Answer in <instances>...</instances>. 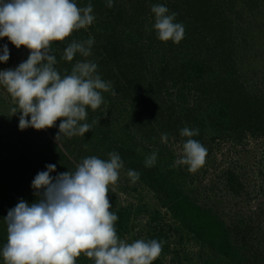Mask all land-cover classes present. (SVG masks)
<instances>
[{
  "label": "trees",
  "instance_id": "trees-1",
  "mask_svg": "<svg viewBox=\"0 0 264 264\" xmlns=\"http://www.w3.org/2000/svg\"><path fill=\"white\" fill-rule=\"evenodd\" d=\"M73 2L79 8L91 3L95 19L63 41L52 42L54 67L63 78L78 61L94 62L96 74L111 84V90H101L103 103L97 110L86 108L87 118L81 123L92 128L82 137H62L57 142L60 119L46 129L49 136L41 143L11 130L14 136L3 146L9 155L0 159V264L7 242L4 218L21 199L29 204L38 199L32 187L35 176L48 164L56 165L51 173L55 177L75 171L86 157L108 160L110 152L123 160L121 171L140 174L139 180L175 220L168 229L152 225L144 241L157 240L163 252L170 247V233L177 232L173 243L195 238L213 255L238 254L218 217L198 206L168 175L146 167L138 146L149 151L164 135L184 144L189 139L180 135L185 127L199 130L191 139L203 146L220 139L238 144L246 137H264V0H113L111 8L107 0ZM153 5L177 13L174 22L185 28L179 44L158 38ZM88 39L94 40L90 56L77 53L72 61L62 58L73 41ZM258 60L260 72L255 67ZM221 173L226 189L241 194L239 175L231 168ZM108 195L110 211L118 216L119 237L129 212L117 207L119 196L112 186ZM175 254L179 257V251ZM76 264H94V260L81 254ZM153 264H161L159 256Z\"/></svg>",
  "mask_w": 264,
  "mask_h": 264
},
{
  "label": "clouds",
  "instance_id": "clouds-1",
  "mask_svg": "<svg viewBox=\"0 0 264 264\" xmlns=\"http://www.w3.org/2000/svg\"><path fill=\"white\" fill-rule=\"evenodd\" d=\"M107 6L113 7V0H107ZM151 11L158 38L179 44L185 28L174 22L177 13L169 14L164 5H153ZM92 13L91 3L79 8L73 0H0V38L7 37L17 48L25 46L30 50L28 59L18 67L0 71V85L16 105L11 108V116L21 113V130L51 128L60 119L57 142L62 137H82L91 130V124L81 123L87 118L86 108L97 110L103 103L101 90L110 91L111 84L96 74L98 66L94 62L78 61L71 74L62 78L54 67L57 59L51 44L90 26L95 19ZM93 43V39L73 41L62 58L72 61L77 53L88 57ZM2 51L0 61L7 62V44ZM198 134V129H181L180 135L189 139L173 167L187 165L194 174L204 166L207 150L191 139ZM162 140L166 142L167 136ZM108 156V160L86 157L75 171L55 177L51 173L56 165L48 164L46 171L35 176L32 187L38 199L31 204L21 199L4 218V264H76L81 254L94 260V264H153L162 251L160 242L153 239L128 243L117 236L118 216L110 211L108 193L109 186L117 184L124 162L117 152ZM156 160L157 153L153 152L145 166H154ZM127 175L132 183L140 176L135 170H129Z\"/></svg>",
  "mask_w": 264,
  "mask_h": 264
},
{
  "label": "rangeland",
  "instance_id": "rangeland-1",
  "mask_svg": "<svg viewBox=\"0 0 264 264\" xmlns=\"http://www.w3.org/2000/svg\"><path fill=\"white\" fill-rule=\"evenodd\" d=\"M5 44L10 55L7 62L0 61V71L15 69L30 55L28 48H17L7 37L0 38V55H3ZM261 65L259 60L256 61L258 72ZM251 77L253 76L250 75L249 79ZM15 106L6 88L0 85V159L9 155L3 146L14 136L10 133L13 129L24 133L26 140L30 139L32 142L41 143L49 136L46 129L28 127L21 130V113L11 116V108ZM13 126L16 128H12ZM156 143L148 147L149 151L138 146V150L143 151L144 160L156 152L154 167L180 185L198 206L216 215L227 230L230 243L239 251L238 254L232 252L229 256L222 253L213 255L202 249L195 238L181 245L173 243L172 239L177 232H171L169 249L165 247L159 255L161 264H264V137H246L238 144L221 139L213 144L205 143L206 162L194 174L188 171L187 165L173 167L183 153L184 144L174 138L164 142L161 137ZM227 168L233 169L243 182L241 194H234L226 189L221 172ZM127 173L119 170L117 184L110 186L119 196L117 207H124L129 212L125 219L127 227L118 238L132 243L148 237L147 231L152 229V225H163L168 229L169 224H174L175 220L147 186L140 180L132 183ZM175 250L179 251V257Z\"/></svg>",
  "mask_w": 264,
  "mask_h": 264
}]
</instances>
